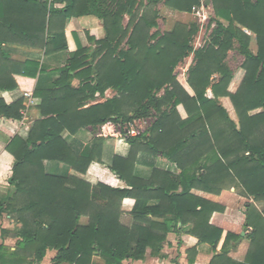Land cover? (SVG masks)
I'll return each instance as SVG.
<instances>
[{"label":"trees","instance_id":"obj_1","mask_svg":"<svg viewBox=\"0 0 264 264\" xmlns=\"http://www.w3.org/2000/svg\"><path fill=\"white\" fill-rule=\"evenodd\" d=\"M160 4L197 13L203 2L0 0V22L5 28L0 33L44 48L46 55L68 49L65 25L71 17H96L106 32L99 40L89 35L95 46L79 42L54 86L35 90L42 118L28 138L17 133L23 101L8 104L0 97V117L13 125L6 149L16 159L9 178L12 191L0 200V219L9 213L20 224L17 251L9 254L0 245V263L37 264L48 250H56L54 264H93L95 256L103 264H124L143 259L148 247L158 252L179 223H191L190 233L217 252L211 264H264V211L253 203L247 207L249 246L244 260L237 261L230 252L246 237L211 224L213 213L225 207L191 192L196 188L220 194L237 186L241 195L264 200V0H212L216 27L210 42L200 49L191 44L198 31L195 23L179 21L172 30L156 29ZM252 35L256 52L251 48ZM3 42L0 36V53ZM235 43L244 56V74L232 91L234 72L226 58ZM191 54L187 80L194 94L175 74ZM13 63L18 74L37 77L42 72L38 60ZM215 74L220 77L215 79ZM12 75L0 77V90L17 88ZM109 89L116 92L114 96H106ZM221 97L232 101L238 123ZM179 105L186 109V118ZM151 116L156 119L147 132L125 136L130 154L115 156L111 164L128 187L46 172L45 160L62 162L83 174L93 162H102L104 136L96 135L92 145L78 149L63 138L64 131L74 135L85 127L97 130L109 121ZM140 152L164 155L178 164L180 175L154 168L149 179L138 177ZM127 197L136 200L132 214L144 224L140 231L121 222L122 201ZM154 199L159 203L149 205ZM83 217L88 223H81Z\"/></svg>","mask_w":264,"mask_h":264},{"label":"crops","instance_id":"obj_2","mask_svg":"<svg viewBox=\"0 0 264 264\" xmlns=\"http://www.w3.org/2000/svg\"><path fill=\"white\" fill-rule=\"evenodd\" d=\"M10 23L11 21L9 24ZM14 23L17 24L16 21H14ZM2 29L5 28L0 22V30ZM65 34L68 49L46 55L44 48L31 47L22 44L9 32L0 33V36L4 41L1 46L3 51L0 53V77H8L10 74H13L12 77L15 78L17 83V88L14 90H0V97L8 104L18 100L23 101V106H25V108L21 109V112L24 115L17 133L24 139L28 138L29 132L35 122L42 118V113L39 109L41 99L36 96L35 90L37 88L54 86L55 80L60 76L59 70L68 63L70 53L78 49L79 42L84 47L90 45L95 46L93 42L89 40V35L91 38L99 40L105 37L106 32L98 18L84 16L69 18L65 25ZM26 60H38L41 62L42 72H40L37 77H29L17 73V66L13 62H24ZM179 81L190 94H194L192 88L188 84V80H186L187 85L180 79ZM75 83L78 84V80H75ZM25 92L31 93L33 97H26L24 95ZM115 93L116 92L109 89L106 92V96L112 97ZM208 95H212L211 90L208 91ZM220 101L229 113V116L238 123V116L230 98L221 97ZM178 110L183 118L188 116L183 105H179ZM0 119V200H3L6 199L12 191V185L9 182V178L13 174L16 159L14 155L6 149L13 132L12 122L2 120L1 117ZM139 119H149V117ZM151 119L152 122L141 130V133L149 130L156 117L151 116ZM109 122L113 123L115 127L119 123L116 121ZM102 131L103 126H100L97 130L93 127H85L80 129L78 133L74 135L68 131H64L62 134L63 138L66 139L68 143L73 144V146L78 149L87 145H92L96 135L104 136L106 138L102 162H93L88 168L86 174L75 171L67 164L52 160L44 161L46 172L59 176L75 175L80 178H85L92 184L101 182L116 188L128 187V184L112 171L111 164L113 163L115 156L127 157L130 154L131 146L126 141L125 136L118 134L103 135ZM154 168L167 171L174 175H180L182 171L176 162L171 161L162 154L140 152L136 163L135 174L140 178L149 179ZM191 192L225 207L224 211H216L213 213L210 223L224 229L225 232L230 231L241 235L242 237H246L240 240L241 243L239 246L232 249L230 252V256L235 260H244L249 246L247 233L250 231V229L246 230L247 207L253 203L261 211H264V207H262V205H264V200L255 201L254 197L248 198L241 195L240 189L237 186L226 188L220 194H213L196 188H192ZM158 203L159 200L154 199L149 202V205H157ZM135 204L136 200L132 197H127L122 201L123 213L121 216V222L127 227L132 228L134 231H140L144 227L142 226L144 224L139 223L132 214ZM149 217L152 216L149 215ZM152 218L158 221L164 220V217ZM87 220L86 217H83L81 223H84ZM19 226L20 224L12 214L4 213L0 219V245H4L9 254L17 251V243L20 240L17 236ZM192 227L193 224L191 223L185 225L179 223L177 230L169 232L167 240L163 243V246L158 252H154L151 247H148L143 259H128L124 261V264H211V261L217 252L214 251L210 244L200 242L196 236L192 235L190 233ZM243 231H245V235H242ZM220 247L221 245H219L217 249L220 250ZM56 255V250H48L45 257L37 264H54L53 259ZM32 258L33 257L29 256V259ZM34 264L36 263L34 262ZM93 264H103V260L99 256H95ZM218 264L224 263L221 262Z\"/></svg>","mask_w":264,"mask_h":264},{"label":"rangeland","instance_id":"obj_3","mask_svg":"<svg viewBox=\"0 0 264 264\" xmlns=\"http://www.w3.org/2000/svg\"><path fill=\"white\" fill-rule=\"evenodd\" d=\"M202 2L203 4L201 6V9L197 13H188L180 12L177 10H171L165 5L160 4V18L158 19V27L156 29H159V31L161 32L172 30L174 28V25L179 21H183L185 23H195L198 26V31L192 39V47L194 49H200L206 46L210 42L211 34L214 27H216V23L214 20H212L215 17L212 0H202ZM127 21L128 17L125 19V23ZM224 23L228 24V22L226 21ZM251 48L253 51H257V43L254 35H252ZM243 61L244 56L239 52L238 44L235 43V46L229 51V54L226 58L227 66L229 67L230 71L234 72V79L230 85V89L232 91L237 88L241 78L243 77L244 71L241 68V64ZM192 63L193 54L181 61L175 69L176 76L186 85V80L188 79V70ZM219 77V74L214 75L215 79H218ZM135 119L137 120H133L131 125H136L140 130H143L152 122L151 117H149V119ZM128 123L129 122H119L116 126V133L120 135L121 132L123 136H126L125 129ZM262 207H264V205H262ZM86 223H88V220L82 224Z\"/></svg>","mask_w":264,"mask_h":264},{"label":"built area","instance_id":"obj_4","mask_svg":"<svg viewBox=\"0 0 264 264\" xmlns=\"http://www.w3.org/2000/svg\"><path fill=\"white\" fill-rule=\"evenodd\" d=\"M24 95L26 97H33V95L29 92H25ZM25 108V106H24ZM23 108V109H24ZM24 115V114H23ZM130 123V124H129ZM126 126V129H125V132H126V136L127 135H132V136H135V135H138V134H141V130L138 129V127L135 125H131L132 124V121L129 122ZM131 125V126H130ZM103 126V131H102V134L104 135H114V134H117L116 131H117V128L115 127V125L113 123H110V122H107L106 124L102 125ZM120 135H122V133L120 132Z\"/></svg>","mask_w":264,"mask_h":264},{"label":"water","instance_id":"obj_5","mask_svg":"<svg viewBox=\"0 0 264 264\" xmlns=\"http://www.w3.org/2000/svg\"><path fill=\"white\" fill-rule=\"evenodd\" d=\"M242 235H245V231L242 232Z\"/></svg>","mask_w":264,"mask_h":264}]
</instances>
